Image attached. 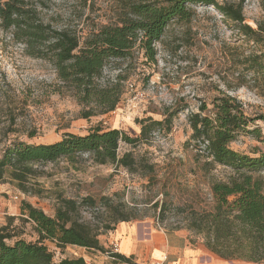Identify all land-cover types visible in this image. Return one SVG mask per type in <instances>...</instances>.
I'll list each match as a JSON object with an SVG mask.
<instances>
[{
    "label": "rangeland",
    "instance_id": "374dc122",
    "mask_svg": "<svg viewBox=\"0 0 264 264\" xmlns=\"http://www.w3.org/2000/svg\"><path fill=\"white\" fill-rule=\"evenodd\" d=\"M135 1L153 0H27L42 21L80 37L117 23ZM187 6L190 16L171 19L154 42V61L137 45L125 57L107 59L94 82L120 91V99L105 113H99L102 106L95 101L79 100L71 85L58 78L51 60L30 55L10 29H0V156L13 141L53 142L66 132L85 134L96 126L137 136L140 119L160 120L176 111L169 129L156 125L135 144L119 143L117 156L129 152L131 168L98 163L91 153L81 152L34 162L21 180L11 168L6 170L0 179V226L7 224L5 231L12 235L8 244L19 238L40 240L36 225L21 211L23 201L54 216L65 199L75 202L70 215L97 235L104 250L58 247L43 239L55 263L82 256L88 264H122L108 251L117 252L116 241L125 230L141 240L153 236L172 244L181 236L187 245L197 244L199 235L187 227L188 219L213 204L212 183L228 181L234 170L211 161L204 144L198 150L191 146L188 117L201 104L206 105L201 114L212 116V99L222 94L241 103L244 114L254 119L251 126L264 116V0H244V23L256 31L251 34L216 5ZM87 108L94 114L85 118ZM229 146L250 156L264 152V143L251 133H239ZM254 175L264 181V170ZM118 225L122 229L115 234ZM132 261L138 264L135 257ZM140 264L154 263L148 259ZM199 264L264 262L223 261L204 252Z\"/></svg>",
    "mask_w": 264,
    "mask_h": 264
},
{
    "label": "trees",
    "instance_id": "16d2710c",
    "mask_svg": "<svg viewBox=\"0 0 264 264\" xmlns=\"http://www.w3.org/2000/svg\"><path fill=\"white\" fill-rule=\"evenodd\" d=\"M199 2L216 5L223 15L238 22L245 34L256 32L244 23V0L237 4H216L214 0L135 1L128 5L117 23L102 25L83 37L67 28L57 29L42 21L36 8L27 0H0V29H10L12 36L25 44L30 55L51 60L58 78L71 85L79 100L95 101L102 106L99 113H105L114 110L120 99V91H113L109 85L99 87L94 82L107 59L125 57L137 45L148 61H154V42L160 38L169 21L175 17L188 18L190 10L187 5ZM262 72L264 74V65ZM205 109L206 105L201 104L199 112L188 117L192 130L189 143L197 150L200 144H204L211 161L231 167L234 174L228 181L212 183L213 204L193 211L187 227L199 235L195 246L218 260L264 262V181L259 175H254L264 170V152L250 156L229 146L241 132L251 133L264 143V133L261 134L257 123L250 125L254 119L248 118L241 103L231 96L213 97L212 116L202 115ZM93 114L92 108L82 112L85 118ZM175 114L173 110L160 120L140 119L137 136L119 128L96 126L85 134L66 132L53 142L13 141L0 156V179L11 168L14 176L21 180L22 174L28 173L34 162L54 161L60 156L71 157L81 152L91 153L98 163H116L131 168L129 152L117 156L119 143L135 144L146 138L147 132L156 125H165L169 129ZM263 118L259 116V119ZM74 203L65 199L54 216H49L23 201L21 211L36 225L40 240L19 238L8 244L6 239L12 235L5 231L7 224L0 226V264H88L82 256L64 257L55 263L52 251L42 242L50 239L58 247L70 244L104 250L97 235L70 215V207ZM108 255L119 262L134 264L131 256L111 251Z\"/></svg>",
    "mask_w": 264,
    "mask_h": 264
},
{
    "label": "crops",
    "instance_id": "0c3cea01",
    "mask_svg": "<svg viewBox=\"0 0 264 264\" xmlns=\"http://www.w3.org/2000/svg\"><path fill=\"white\" fill-rule=\"evenodd\" d=\"M121 226L115 229V234L121 232ZM123 235L120 233L116 241V251L127 257H135L136 263L140 264L150 259L158 264H199V260L204 251L197 246H189L185 239L176 236L171 244L166 238L165 241H159L158 238L150 236L140 239L138 234L130 233ZM114 234V237H115ZM164 259V260H163ZM122 264H125L122 262ZM128 264V263H127Z\"/></svg>",
    "mask_w": 264,
    "mask_h": 264
},
{
    "label": "built area",
    "instance_id": "2783aa9c",
    "mask_svg": "<svg viewBox=\"0 0 264 264\" xmlns=\"http://www.w3.org/2000/svg\"><path fill=\"white\" fill-rule=\"evenodd\" d=\"M258 125L264 131V118L259 120ZM14 198L18 199V196H14ZM0 210H1V201H0ZM115 250H117L116 246H115Z\"/></svg>",
    "mask_w": 264,
    "mask_h": 264
},
{
    "label": "bare ground",
    "instance_id": "6f19581e",
    "mask_svg": "<svg viewBox=\"0 0 264 264\" xmlns=\"http://www.w3.org/2000/svg\"><path fill=\"white\" fill-rule=\"evenodd\" d=\"M164 260V259H163ZM159 262H154V264H158Z\"/></svg>",
    "mask_w": 264,
    "mask_h": 264
}]
</instances>
